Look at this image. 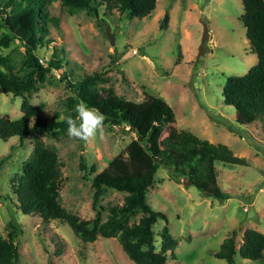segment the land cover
Masks as SVG:
<instances>
[{
    "label": "rangeland",
    "instance_id": "1",
    "mask_svg": "<svg viewBox=\"0 0 264 264\" xmlns=\"http://www.w3.org/2000/svg\"><path fill=\"white\" fill-rule=\"evenodd\" d=\"M8 2L0 0V40L8 32L1 11L19 12L25 5L24 0L6 6ZM46 6L51 42L38 55L48 65L57 50L63 68L48 73L40 90L30 96L33 106L42 107L41 118L51 119L57 113L62 119L66 114L71 93L68 82L62 80L63 72L73 82L99 73L103 77L96 87L111 89L124 100L142 102L147 94L164 99L176 116L167 134L188 129L202 139L226 144L247 160V165H218L219 186L228 197L224 201L204 195L182 176L173 179L164 167L156 173L148 195L152 207L167 216L178 242L175 254L167 253L168 264H228L215 256L226 238L233 236L239 249L246 230L264 233V126L237 123L235 108L226 105L222 95L229 76H243L258 62L241 20L242 0H157L154 12L142 20L118 12L111 17L71 13L57 1ZM166 12L170 20L162 31L159 25ZM0 60L5 73L12 71L20 78L26 73V53L17 41L0 45ZM22 100L0 88V118H21ZM105 128L106 139L89 142L72 139L67 132L48 134L33 123L24 142L19 137L0 138V234L8 237L11 223L20 229V264H134L116 238L99 235L95 242H83L68 223H47L18 207L17 188L35 142L42 141L59 155L62 204L84 219H94L93 177L125 154L136 138L125 122L108 123ZM161 136L160 132L151 135L155 147ZM126 195L116 190L104 193L97 205L103 220L109 216L108 207L123 204ZM164 225L158 221L153 228L157 251ZM244 261L264 264L244 260L237 253L236 264Z\"/></svg>",
    "mask_w": 264,
    "mask_h": 264
},
{
    "label": "trees",
    "instance_id": "2",
    "mask_svg": "<svg viewBox=\"0 0 264 264\" xmlns=\"http://www.w3.org/2000/svg\"><path fill=\"white\" fill-rule=\"evenodd\" d=\"M13 1L9 0L6 6H11ZM24 1L25 5L19 12L1 11L6 16L8 32L0 40V45L9 46L12 41H17L26 53V73L22 78L12 71L5 73L0 68V88L23 99L21 118H0V138L4 141L19 137L24 142L32 131V123L48 134L68 130L67 123L60 119L59 114L56 113L51 119L41 118L42 107L33 106L30 101L31 94L40 90V84H44L47 74L63 68L57 50L53 52L48 65L41 63L38 55L39 49L51 42L47 38L50 12L46 2L57 1L71 13L86 11L98 17L102 13L111 17L118 12L120 16L141 20L150 16L157 4V0ZM242 3L241 20L258 62L243 76H229L222 95L224 103L235 108L237 123L251 125L261 122L264 126V0H242ZM169 20L170 14L166 12L159 25L160 30H166ZM61 77L68 82L67 88L71 93L66 100L65 116L71 114L75 118L76 104L84 101L106 115L105 124L127 123L136 138L125 154L113 159L93 177V209L96 215L92 220L68 211L62 204L60 187L64 179L58 152L55 147L47 146L42 141L35 142L16 191L19 209L25 215H37L47 223H68L83 242H95L99 235L116 238L134 264H168L167 253L174 255L178 242L170 232L167 216L154 209L148 201L158 170L164 167L173 179L182 176L188 185L197 187L204 195L224 201L228 197L219 186L218 165H247V160L235 155L226 144L202 139L188 129L167 134L176 123V116L172 107L160 97L147 94L142 102L124 100L111 89L96 87L103 77L99 73L86 75L76 82L71 81L66 72ZM154 132L162 134L156 147L150 140ZM107 190L127 195L123 204L108 207L109 216L103 220L101 208L97 205ZM140 214L137 222L130 223ZM158 221L165 222L159 233L160 251L156 248L153 229ZM19 232L20 229L11 223L8 237L0 234V264H20ZM243 240L237 249L235 238H226L215 256L228 264H236L237 253L244 260L264 262V233L248 229Z\"/></svg>",
    "mask_w": 264,
    "mask_h": 264
},
{
    "label": "clouds",
    "instance_id": "3",
    "mask_svg": "<svg viewBox=\"0 0 264 264\" xmlns=\"http://www.w3.org/2000/svg\"><path fill=\"white\" fill-rule=\"evenodd\" d=\"M75 112V118L71 114L62 117L68 125L67 134L70 138L85 142L94 141L97 138L106 139L107 132L104 122L107 117L104 113L84 101L76 104ZM243 264H249V262L244 261Z\"/></svg>",
    "mask_w": 264,
    "mask_h": 264
},
{
    "label": "water",
    "instance_id": "4",
    "mask_svg": "<svg viewBox=\"0 0 264 264\" xmlns=\"http://www.w3.org/2000/svg\"><path fill=\"white\" fill-rule=\"evenodd\" d=\"M110 30H111V26L107 25V33H108V35L110 37L111 43L114 44V34ZM1 91L5 92V89L1 88Z\"/></svg>",
    "mask_w": 264,
    "mask_h": 264
}]
</instances>
